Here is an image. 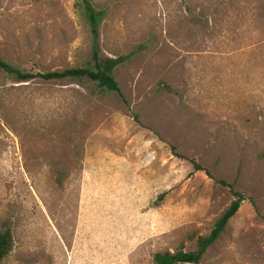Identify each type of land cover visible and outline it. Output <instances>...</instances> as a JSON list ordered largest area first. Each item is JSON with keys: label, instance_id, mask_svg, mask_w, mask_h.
<instances>
[{"label": "rangeland", "instance_id": "1", "mask_svg": "<svg viewBox=\"0 0 264 264\" xmlns=\"http://www.w3.org/2000/svg\"><path fill=\"white\" fill-rule=\"evenodd\" d=\"M87 1L102 13L99 56L125 57L113 73L122 99L85 79L0 73V264L193 252L232 200L216 181L244 201L200 264H264V0ZM73 4L0 0V58L29 74L86 66ZM86 176L125 199L101 206L92 229L78 214Z\"/></svg>", "mask_w": 264, "mask_h": 264}, {"label": "trees", "instance_id": "2", "mask_svg": "<svg viewBox=\"0 0 264 264\" xmlns=\"http://www.w3.org/2000/svg\"><path fill=\"white\" fill-rule=\"evenodd\" d=\"M73 7L75 12L83 19L91 40L90 57L86 66L61 71L29 74L13 67L0 58V73L17 83H25L33 79H39L43 82L85 79L93 83L99 91L112 93L121 100L122 95L118 89L113 73L116 67L122 64L125 57L101 58L99 56L97 40L98 26L102 19V13L95 11L87 0H74ZM192 167L194 171H200L199 167L195 165H192ZM216 184L226 188L231 194L232 200L222 214L215 220L209 233L203 237H195V250L193 252H183L182 245H179L173 252L153 254L151 257L152 264H200L204 253L218 239L229 219L236 213L240 204L244 201L243 196L233 192L230 185L223 181H216ZM192 239L193 237L188 240ZM9 241L10 238L7 231L0 232V262L7 254Z\"/></svg>", "mask_w": 264, "mask_h": 264}, {"label": "crops", "instance_id": "3", "mask_svg": "<svg viewBox=\"0 0 264 264\" xmlns=\"http://www.w3.org/2000/svg\"><path fill=\"white\" fill-rule=\"evenodd\" d=\"M85 175L86 174L83 173V176ZM87 178L88 177L86 176L82 183H80L78 214L79 222L82 226L86 225V228L90 226V229H92L94 226L92 223H94L95 218H98L96 215L102 214L101 206L107 207L108 205H112L113 202H116V206L123 207L125 205V199L123 197L118 198L119 196H117L115 201V197L111 196L109 192H104L99 189L103 182L98 183L97 180ZM139 181L140 180H134V184L131 188L133 196L130 198V201L135 207L141 205L140 200L138 199L139 195H137L141 190ZM119 187H123L122 189H124L126 185L121 183L119 184ZM105 188H108V186ZM114 189H117V187ZM135 192L136 194H134Z\"/></svg>", "mask_w": 264, "mask_h": 264}]
</instances>
